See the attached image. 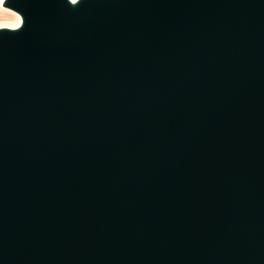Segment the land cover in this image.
<instances>
[{
	"label": "water",
	"instance_id": "95a60500",
	"mask_svg": "<svg viewBox=\"0 0 264 264\" xmlns=\"http://www.w3.org/2000/svg\"><path fill=\"white\" fill-rule=\"evenodd\" d=\"M0 264H264V0H4Z\"/></svg>",
	"mask_w": 264,
	"mask_h": 264
},
{
	"label": "bare ground",
	"instance_id": "6f19581e",
	"mask_svg": "<svg viewBox=\"0 0 264 264\" xmlns=\"http://www.w3.org/2000/svg\"><path fill=\"white\" fill-rule=\"evenodd\" d=\"M0 11H5L7 13L12 14L13 15L12 18L14 19V21L10 22V23H0V28H2V27L15 28V24L17 23L18 15L16 13H14V12H11V11L9 12V10L3 8L2 4H0ZM19 24H20V20H19Z\"/></svg>",
	"mask_w": 264,
	"mask_h": 264
},
{
	"label": "rangeland",
	"instance_id": "374dc122",
	"mask_svg": "<svg viewBox=\"0 0 264 264\" xmlns=\"http://www.w3.org/2000/svg\"><path fill=\"white\" fill-rule=\"evenodd\" d=\"M10 12V11H9ZM13 15L5 11H0V23H10L13 22Z\"/></svg>",
	"mask_w": 264,
	"mask_h": 264
},
{
	"label": "snow or ice",
	"instance_id": "6c2138e0",
	"mask_svg": "<svg viewBox=\"0 0 264 264\" xmlns=\"http://www.w3.org/2000/svg\"><path fill=\"white\" fill-rule=\"evenodd\" d=\"M0 4H3L2 0H0ZM20 24H19V17H17V23L15 24V27H19Z\"/></svg>",
	"mask_w": 264,
	"mask_h": 264
},
{
	"label": "clouds",
	"instance_id": "9594fccd",
	"mask_svg": "<svg viewBox=\"0 0 264 264\" xmlns=\"http://www.w3.org/2000/svg\"><path fill=\"white\" fill-rule=\"evenodd\" d=\"M2 2H4V0H2ZM71 2L73 3V4H76V3H78V0H71ZM19 17V16H18ZM19 20H20V17H19Z\"/></svg>",
	"mask_w": 264,
	"mask_h": 264
}]
</instances>
